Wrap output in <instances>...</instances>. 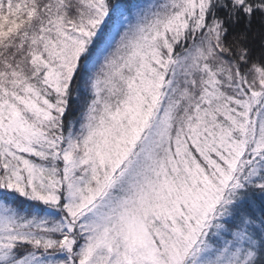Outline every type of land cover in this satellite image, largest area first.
<instances>
[{"label":"snow or ice","instance_id":"obj_1","mask_svg":"<svg viewBox=\"0 0 264 264\" xmlns=\"http://www.w3.org/2000/svg\"><path fill=\"white\" fill-rule=\"evenodd\" d=\"M0 264H264V0H0Z\"/></svg>","mask_w":264,"mask_h":264}]
</instances>
